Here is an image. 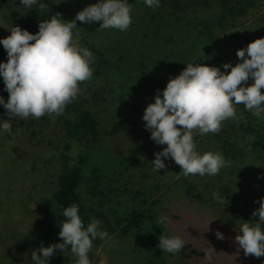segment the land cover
<instances>
[{
    "label": "rangeland",
    "instance_id": "1",
    "mask_svg": "<svg viewBox=\"0 0 264 264\" xmlns=\"http://www.w3.org/2000/svg\"><path fill=\"white\" fill-rule=\"evenodd\" d=\"M50 1L56 5V9L48 17L59 11L65 20L73 19L83 7L95 3V0ZM129 2L132 4V19L125 31L98 29V21L91 24L77 21L80 44L88 49L93 48L95 57L90 65L93 69L92 77L79 82L78 104L88 106V100L95 92L101 89L105 91L104 105L100 110V142L89 144L92 142L86 138L68 139L64 122L56 114H45L39 118L29 116V131L22 128L9 132L0 131V264H26L13 255V241L17 237L34 233L44 234L52 239L58 238L60 224L57 222L53 200L57 178L59 174L77 165L80 156L85 158L81 195L92 203L95 211H103L110 220L115 211L122 214L125 210L139 206L156 215L155 223L162 229L163 235H179L184 239L185 245L179 253L163 251L167 264H264V256H245L234 242L241 220H249L251 223V220L258 219L252 217L251 213L259 207V203L251 204V196H246L245 200L242 197L245 194L238 196L235 189L226 194L227 187L224 186L228 184L233 188L234 181L245 175L242 162L246 161V173L259 182V188L249 194L255 196L253 200L256 201L264 196V154L256 156L252 153L254 136L244 128L246 112L235 106L236 117L223 121L218 132L200 135L198 130H193L196 149L199 148L202 153L207 150L222 153L219 148L224 140L233 141L237 145H234L235 148L243 152L238 160L213 176H184L179 173L180 166L171 160L165 162V169L154 171L151 164L154 156L150 153V148L157 144L149 138L150 133L143 127L144 121L141 118L146 104L152 102L155 90L163 89L169 75H178L186 66L185 63L194 61L219 67L225 62H231L232 65L239 62L236 57L233 63L234 50L231 46L224 42L217 43L202 27L216 13L185 8L181 13L161 15L159 19L166 25L160 34L168 35L165 32L170 29L174 36L173 39L166 38L170 40L169 43L161 46L159 43L164 39H156V13L152 18L143 17L140 15L142 12L139 11V3H134L133 0ZM0 3L3 5L0 9V38L10 34L7 28L11 25H18L31 33L38 31L41 19L35 18H42L43 9L33 5L27 11L19 4V0H0ZM259 18L264 19V10L258 14L250 10L241 23L247 24ZM156 55H159V59L162 56L165 58L164 68L168 70L159 72L160 75L167 74L165 79L161 76L157 83ZM251 82L250 78L248 83ZM0 84L3 85L2 79ZM261 91L264 92V88ZM122 109L124 116L137 110L136 115L127 121L131 122L133 131L129 134L126 131L118 138L108 140L106 130ZM249 113L253 115L251 110ZM67 118L71 119V116ZM254 118L258 123H264V115ZM32 132L35 133L33 137ZM136 140L145 143V149L136 146ZM164 146L166 145L162 147ZM93 168H99L96 174L101 176L97 190L112 197L121 190L120 199H104L100 194H93L92 184L88 181L94 175ZM161 171H166V176L161 177L163 181H168L169 176L175 174L173 180L187 178L194 184H199L196 193L201 194V198L192 190L184 195L180 192L168 197L163 188L156 189V182H150L152 184L145 187L149 190L140 189L141 195L128 191L132 181L141 174H159ZM153 179L156 181V178ZM242 184L237 182V188L243 186L245 189V184ZM213 192L220 197L226 196L223 203L213 199ZM156 198L161 201L153 204L151 201ZM244 212H248L250 216L244 218ZM161 214L168 216L167 224L156 222ZM142 221V226L131 231L127 237L112 228L114 226L110 227L111 235L105 237L90 264H161L154 256L159 235L153 231L148 219L143 218ZM217 230L223 234V240L216 238L214 233ZM189 245L197 251H203L204 256L190 257ZM211 247L216 252L210 260H206L205 250Z\"/></svg>",
    "mask_w": 264,
    "mask_h": 264
},
{
    "label": "clouds",
    "instance_id": "2",
    "mask_svg": "<svg viewBox=\"0 0 264 264\" xmlns=\"http://www.w3.org/2000/svg\"><path fill=\"white\" fill-rule=\"evenodd\" d=\"M143 2L152 8L160 4V0ZM19 4L27 11L33 5L47 8L43 0H19ZM131 8L129 0H95L79 10L73 19L65 20L57 11L48 19L40 20L35 33L11 25L7 28L10 34L0 38L6 55V60H0V79L8 93L6 101L0 95V106L10 117L62 114L66 104L78 95L79 82L90 79L93 72L90 65L95 57L80 44L77 21L85 24L98 21V29L125 31L131 23ZM235 54L239 58L235 65L225 62L217 67L187 62L178 75H169L163 89L155 90L152 102L146 104L141 117L149 138L157 145H166L153 153L154 171L165 169V160L169 158L180 166L179 173L184 176H213L231 163L219 151L198 152L193 130H198L200 135L218 132L223 121L236 117L235 106L241 102L254 116L264 115V92L261 91L264 88V37L238 48ZM250 78L252 82L248 83ZM10 129V120H0V131ZM212 196L220 203L226 199L216 192ZM253 202H258L259 207L251 216L258 219L251 223L242 220L234 242L245 256L252 254L259 258L264 256V196ZM62 215L65 219L57 233L62 242L46 247L41 243L31 252L34 264H49L54 250L63 253L66 246H70V252L77 258L75 264H90L88 252L92 242L108 236L96 218H91L85 226L75 203L64 207ZM156 222L167 224L168 216L161 214ZM214 234L217 239H224L219 230ZM184 245L179 235L158 237L157 247L167 253H179ZM215 252L212 247L206 249L205 259L210 260Z\"/></svg>",
    "mask_w": 264,
    "mask_h": 264
},
{
    "label": "trees",
    "instance_id": "3",
    "mask_svg": "<svg viewBox=\"0 0 264 264\" xmlns=\"http://www.w3.org/2000/svg\"><path fill=\"white\" fill-rule=\"evenodd\" d=\"M43 2L47 5V8L43 9L44 14L42 18L36 17L35 19H47L49 13L56 9V5L52 1L43 0ZM133 2L139 3V11L142 12L139 13L143 17L152 18L154 16L153 14L156 13V39H164L161 40V43H159V45L161 46H166L169 43L170 40L166 38L170 37L171 39H173L174 36L171 35L170 29L165 32L168 35L162 36V34H160V31L163 30V26H165L166 24H164L163 20L159 19V17L165 13H181L185 10V8H194L197 10L201 9L202 11H206L209 13H216V15L212 17L211 20L204 22L202 27L207 33V35L214 39L217 43L220 44V42H224L225 44L231 46V49L234 50L233 63L234 59L237 57L235 53L238 48L246 46L249 42L253 41L256 38L264 37V19H253L247 24L241 23L242 19H244L248 15L250 10L257 12V14L263 11L264 0H160L159 6L155 8L146 6L143 0H133ZM2 8L3 5L2 3H0V9ZM150 13L152 15H150ZM241 24H243V26ZM88 27L91 28V26ZM214 43L215 42L213 41V44ZM89 50L91 52L94 51L93 48H90ZM158 57L159 55H156V83L161 76H163L165 79L167 74L166 73L164 75H160L159 72L168 71L164 68V65L166 63L165 58L162 56V58L159 59ZM0 60H6L5 50L3 49L2 45H0ZM104 94L105 91L102 89L98 92H95L92 95L91 99L88 100V106H81L78 104V95L70 103L66 104L64 112L59 116V120L64 122V125L67 130L68 139L81 140L86 138L87 140H89V142H92L89 144H93L94 142H100L98 138L101 134L102 127V120L100 119V110L104 105ZM0 95L4 96L5 101L7 100L8 93L4 90V85L2 84H0ZM236 107L244 110L247 114L246 127L244 128L246 129L245 131L250 134H253L254 136V140L252 142V153L256 156L264 154V123H258L256 118H254V116L249 113L250 110H247L243 107L242 102L236 105ZM136 113L137 110H133L129 115L124 116L122 109L120 114L114 120H112V122L108 126L105 134L107 139L112 140L118 138L119 135H122L126 131H128V134L131 133L133 131L132 124L131 122L127 121H130L132 117L136 115ZM69 115L71 116V119L67 118V116ZM0 119L10 120V131L16 128H22L25 131H29L31 129V124L28 122L27 118H21L18 116L10 117L6 113V109H4L2 106H0ZM31 134V137L35 135L34 132H32ZM136 141L138 142L136 146H138L139 148L145 147V143L138 140ZM221 145L222 146L219 145V150L222 152L225 159L231 162L230 164H232L234 160H238L239 155L243 153L241 150L235 148L237 145L233 141L231 142L229 140H224ZM162 146L163 145H156L150 148V153L153 155L154 152L160 151ZM196 150L202 153L199 148ZM152 158L154 159V157ZM162 159L164 158L162 157ZM167 160L171 159L169 158ZM167 160H165V162ZM84 162L85 158L83 156H80L77 165L58 175L57 189L54 193L53 200L56 205V217L57 222L59 224L65 219L62 215L63 208L75 203L78 205V214L80 215L84 225L86 226L90 222L91 218H96L101 222L100 228L107 230L108 236L111 235L110 230L112 228H115L124 237L129 236L131 231H133L134 229H138L142 226L143 218L148 219V221L152 223V229L156 232L157 235H163L162 229L159 228L155 223L156 215L153 214L150 210L139 208V206H137V208L134 207L130 210H125L122 214H119L118 211H115V215L110 220L106 217L103 211H95L94 207L92 206V203L90 201H86L81 195V186L84 183ZM242 164H244L245 166L243 168V170L245 169V175L242 176L239 180L234 181L233 188L230 187L228 184H225L224 186L227 187L225 193L229 194L232 190L235 189L237 190L238 196H241V193L245 194L242 196L244 199L246 196H251L252 204V202L254 201L253 198L255 196H252L249 193H253L259 188V182L251 174L246 173L247 162L243 161ZM92 172L94 173V175L89 178L88 181H90L92 184L91 188L93 190V194H100L103 196L104 199H120L122 197L120 196L122 194L121 190H118L114 197L108 196L107 194H104V192L98 191L97 187L99 186L101 176L97 175L96 173L99 172V168H93ZM162 176H166V171H161L159 174L143 173L141 174V176H139V178L132 181L131 188L129 187L128 191L132 192L133 194L134 192H136L138 195H141L140 189L144 188L149 190L145 187L148 186L150 182H156V189L159 190L160 188H163L164 191L167 193L168 197H171L173 195L180 194V192L182 193L181 195H184L187 191L191 192V190L196 193V190L199 186V184H194L187 178H182L181 180H176L175 178V180H173L175 174L171 177L169 176L168 181H163ZM153 178H156V181ZM171 179L173 180V182H170ZM237 182H240V184H245L246 188L244 189L241 185V187L237 188ZM196 196L198 198H201V194H199L198 192L196 193ZM160 201V198H156V200H152L151 202H153V204H158L160 203ZM249 216L250 215L248 212H244V218H247ZM242 222L243 221L241 220L240 223ZM240 223L237 226L238 228ZM104 241L105 238L100 239L98 237L92 242V248L88 252L90 262L94 260L95 251L101 246ZM57 242H62V238L58 236V238L52 239V237H48L47 235L45 237L44 234L34 233L22 235L20 237H17V239L13 241V247H15V249L12 252L14 257L19 261L20 259H22L25 261L26 264H34V262L31 260V252L35 250V248H38L41 243L46 247L49 244H54ZM188 255L190 257H203L204 252L197 251L195 248L189 245ZM154 256L159 259L161 264H167L166 259L163 257V251L158 247L154 249ZM76 259L77 258L70 252V246H66L63 253L60 250H54V254L50 258L49 264H75Z\"/></svg>",
    "mask_w": 264,
    "mask_h": 264
}]
</instances>
